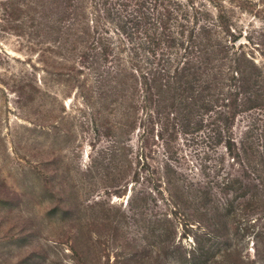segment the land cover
<instances>
[{
  "label": "rangeland",
  "instance_id": "rangeland-1",
  "mask_svg": "<svg viewBox=\"0 0 264 264\" xmlns=\"http://www.w3.org/2000/svg\"><path fill=\"white\" fill-rule=\"evenodd\" d=\"M178 1L179 8L171 5L174 32L182 11L215 12L203 0ZM219 4L231 29L242 30L239 40L246 45L250 38L247 49L260 42L264 0ZM85 8L97 29L94 37H108L115 51L122 47V59L135 56L140 66H149L143 23H136L130 3L86 0ZM0 49L10 56H0V264H187V252L192 264H264V206L246 201L252 190L219 186L237 177L239 184L253 182L262 190L264 180L255 170L262 159L254 154L264 144V109L234 120L233 136L247 145L234 160L222 144L207 143L206 130L184 134L152 108L139 112L140 125L123 137L130 140L127 146L120 145L123 155L114 156L113 138L94 135L90 112L79 110L81 98L43 72L39 49L3 31ZM158 52L174 54L165 46ZM167 174L181 187L176 195L165 186ZM226 198L233 208L225 221L200 213ZM101 210L112 225L120 222L116 236L109 228L99 230ZM163 230L166 235L157 237Z\"/></svg>",
  "mask_w": 264,
  "mask_h": 264
},
{
  "label": "trees",
  "instance_id": "trees-1",
  "mask_svg": "<svg viewBox=\"0 0 264 264\" xmlns=\"http://www.w3.org/2000/svg\"><path fill=\"white\" fill-rule=\"evenodd\" d=\"M107 1L102 0L103 4ZM121 1L124 6L132 5L138 26L143 23L140 32L146 39L144 50L151 62L146 69L135 56L122 59V47L116 46L115 51L108 37L93 36L97 29L87 18L86 0H0V31L15 35L31 49H39L43 72L62 81L66 89H72L74 97L82 100L79 110L90 112L94 135L99 139L113 138L112 155H123L121 146L124 149L130 142H124L123 137L134 133L140 125L139 112L152 108L153 114L162 116L167 123L173 120L184 134L206 130L207 143L222 144L225 152L237 159L247 145L244 139L238 141L233 136L234 120L239 113L264 109V25L260 42L247 49L250 38L246 45L239 40L242 30L231 29L226 14L219 9L222 0H203L213 3L215 12L206 7L182 11L175 32L169 28V21L174 9L171 5L181 6L178 0H151L156 18L147 8L148 0ZM209 16H213L212 21ZM161 46L174 54H160ZM0 56L10 59L3 49ZM54 95L58 96L55 92ZM249 131L250 126L241 133ZM262 132L264 142V128ZM248 150L252 151L249 147ZM256 153L262 164L255 170L264 180V144ZM262 184V190L253 182L243 186L237 177H231L219 186L223 190L237 187L244 194L252 190L246 201H258L264 206ZM165 186L175 195L181 189L170 174ZM232 208L233 200L226 198L222 206L216 204L205 210L208 213L198 208L196 211L206 217L211 215L210 220L225 221ZM101 212L100 217L105 220L99 230L109 228L116 236L120 222L112 225L107 211ZM120 213L124 216L125 210ZM150 235H154L152 230ZM164 235L163 230L156 236ZM191 254L184 255L187 264H192Z\"/></svg>",
  "mask_w": 264,
  "mask_h": 264
}]
</instances>
